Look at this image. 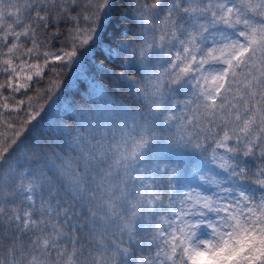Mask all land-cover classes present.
<instances>
[{"label":"snow or ice","instance_id":"obj_1","mask_svg":"<svg viewBox=\"0 0 264 264\" xmlns=\"http://www.w3.org/2000/svg\"><path fill=\"white\" fill-rule=\"evenodd\" d=\"M110 28L140 107L45 132ZM0 264H264V0H0Z\"/></svg>","mask_w":264,"mask_h":264},{"label":"trees","instance_id":"obj_2","mask_svg":"<svg viewBox=\"0 0 264 264\" xmlns=\"http://www.w3.org/2000/svg\"><path fill=\"white\" fill-rule=\"evenodd\" d=\"M121 23H122V18ZM116 28L120 24L113 21ZM113 30L110 28L103 37L99 48L89 51L87 57L83 58V64L74 70H67L61 88L53 94L51 100L42 101L45 103L46 115L42 121V127L45 132L49 128L55 129L57 122H66L64 109L72 106L73 111L82 109L90 112L96 119L97 123L107 124L114 122L116 119H122L119 109L121 106L129 109L139 108L138 103H133L126 91L121 89L115 82L114 77L98 75L93 66L96 65L101 58L100 49H104L105 55L107 48L110 46ZM84 82V86H81ZM93 85L95 87H93ZM183 99V97H179ZM207 168L216 169L211 163L206 164Z\"/></svg>","mask_w":264,"mask_h":264},{"label":"rangeland","instance_id":"obj_3","mask_svg":"<svg viewBox=\"0 0 264 264\" xmlns=\"http://www.w3.org/2000/svg\"><path fill=\"white\" fill-rule=\"evenodd\" d=\"M214 167V165H212ZM215 168V167H214ZM216 171H219L218 169H216Z\"/></svg>","mask_w":264,"mask_h":264}]
</instances>
